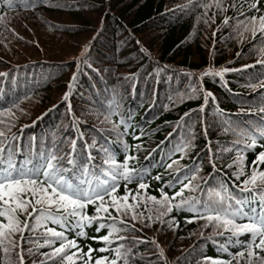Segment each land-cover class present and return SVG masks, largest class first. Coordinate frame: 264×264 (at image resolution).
Returning a JSON list of instances; mask_svg holds the SVG:
<instances>
[{"label": "trees", "instance_id": "1", "mask_svg": "<svg viewBox=\"0 0 264 264\" xmlns=\"http://www.w3.org/2000/svg\"><path fill=\"white\" fill-rule=\"evenodd\" d=\"M9 2L11 8L7 7ZM35 2L0 0L3 18L0 20V72L11 76V79H0V130L9 137L18 134V144L34 143L37 151L42 145L63 141L62 151L66 152L68 142L77 137L80 158L90 150L97 161L104 155L99 148L109 149L115 159L122 161L124 145H127L128 154L135 156L129 166L143 169L148 184L146 190H140L136 181L118 180L114 194L122 196L127 186L129 203L137 193L140 201L146 195L159 198L161 188L172 197L180 188L176 178L183 180V174L194 165L199 167L195 183L201 188L205 181L209 185L223 182L238 198L247 196L241 192V181L253 168L264 170V163H253L257 153L264 150V139L259 138L258 131L264 127L261 123L264 114L258 111L264 88L258 84L250 86L264 76V66L258 63L264 60V53L260 51L264 41L259 33L256 38L250 31L236 33L234 10L220 13L215 0H211L209 8L200 6L209 0H46V6L33 8L31 4ZM241 2L237 0L238 5ZM193 4L196 6L192 7ZM213 13H216L215 23L210 19ZM225 14L232 17V27L222 23ZM86 59L95 71L85 65ZM222 68L237 71L225 72L223 80L219 76L202 75ZM73 75L76 80L65 101L64 94ZM190 85L212 92L216 101L213 104L210 98L206 106L207 136L202 135L197 117L192 124L195 147L185 150L181 156L175 148L182 146L187 130L178 127V123L185 112L202 103V94L192 95L188 91ZM218 110H222V115H216ZM73 116L77 118L75 121ZM121 120L124 123H119ZM234 132L256 136L257 143L250 147V139L245 142ZM81 133L89 145L95 140L98 147L87 149L79 139ZM206 141L211 143V153ZM213 156L216 169L208 162ZM20 160L23 161L22 156ZM173 160L176 163L166 167ZM240 171L245 175L237 179L234 173ZM182 195L199 197L201 193L185 189ZM180 198L175 196L172 203ZM249 199L258 201L260 197ZM147 207L155 217L159 206L149 202ZM109 211L116 215L111 208ZM84 212L93 216L95 205H87ZM193 215L186 209L173 207L164 220L174 217L176 227L159 222L141 227L136 222L139 231L118 230L110 235L112 243L105 244L91 239L105 235L107 224L111 223L101 213L105 227L97 232L93 222L84 229L86 237L77 239L82 247L94 249L90 254L92 259L98 256L111 259V251L96 249H113L122 243L117 239L121 236L128 240L141 237L142 242L138 244L124 243L125 248L136 252L135 260L129 264H204L203 256L227 260L228 252L238 250V246L225 243L227 233L218 236L211 224L203 227L204 220L188 222L185 219ZM121 219L132 223L130 216L118 217V229L122 227ZM46 226L58 228L50 222ZM42 233L43 226L33 238L41 237ZM66 235L72 238L75 232L69 231ZM153 239L163 248L166 260L157 258L158 250L150 243ZM240 239L247 240L248 234ZM221 244L228 252L220 250ZM24 247L34 248L26 264L42 259L39 253L48 251L42 239L38 246L25 244ZM118 264L123 262L118 260Z\"/></svg>", "mask_w": 264, "mask_h": 264}, {"label": "snow or ice", "instance_id": "2", "mask_svg": "<svg viewBox=\"0 0 264 264\" xmlns=\"http://www.w3.org/2000/svg\"><path fill=\"white\" fill-rule=\"evenodd\" d=\"M31 6L33 8L46 6V0H36ZM195 6V4L192 5V7ZM200 6L209 8L212 6L211 0ZM7 7L11 8L12 4L9 2ZM25 7H28V4ZM215 7L220 13H226L229 9L234 10L235 28L238 35L244 30L250 31L252 37L256 38L259 33L260 39L264 41V0H242L239 5L237 0H230L229 3H224V0H215ZM215 15L216 13H213V18H210L213 23H215ZM2 19L0 17V20ZM231 19L232 17L225 14L222 23L232 27ZM205 22L207 23V20ZM260 51L264 53V47ZM84 63L89 69L95 71L87 59ZM258 63L264 66V60ZM229 71L237 70L222 68L218 71H207L202 75L219 76L223 80V74ZM5 78L11 79L10 73L0 72V79ZM194 79L199 81V78ZM75 80L76 76L73 75L72 82L67 86L68 91L64 94L65 101L69 99ZM257 84L264 88V76L259 77L256 84L250 86L256 87ZM188 91L192 95L202 94V103L191 112H185L178 123V127L187 130L182 146L175 148L181 156L184 155L185 150L195 147L192 124L197 117L200 118L202 135L207 136L206 106L210 98L213 104L216 101L214 94L202 86L190 85ZM68 109L71 112L70 104ZM258 111L264 114V99L261 100ZM216 115H222V110H218ZM76 119L73 116V120ZM119 123H124V121L121 120ZM261 123H264V120ZM258 131L259 138L264 139V127ZM234 134L244 139L245 142L250 139V147L257 143V137L247 132H234ZM17 136L18 134H12L9 137L4 130H0V264H26V258L33 255L34 248H26L24 245L38 246L41 239L43 244L48 246V251L40 252L39 256L42 259L31 260L29 264H118V260L123 264H129V261L135 260L136 252L125 248L124 243L138 244L142 242L141 237L133 236L128 240L121 236L117 239L122 243L113 249L106 247L96 249L100 252L111 251L113 253L111 259L99 256L92 259L90 254L94 249L91 246L82 247L77 237H86L84 229L91 226L93 222L96 224L97 232L104 228L105 223L102 222L104 217L101 213L105 214L111 223L107 224L105 235L94 236L91 239L103 241L105 244L112 243L110 235L118 230L139 231L136 228V222H139L141 227L150 226L155 222L162 225L167 223L169 227H176L173 222L174 217H170L167 222L164 220V217L173 211V207L176 210L186 209L193 213V216L185 218L188 222L201 219L205 221L203 227L211 224L216 235L224 236L227 233L225 243L238 246L237 251L228 252V248L221 244L220 250L228 252L229 259L203 256L201 259L204 264H264V170L253 168L247 175L243 171L234 173L237 179L240 175H245V179L241 181L243 185L241 192L247 193V196L243 199L231 193L223 182L218 185H209L205 181L204 187L201 188L199 183H195L199 167L194 165L183 174V180L180 177L176 178L180 183V188L172 197H169L161 188L159 198L146 195L143 201H140L137 199L139 195L137 193L132 196L133 202L129 203L130 190L127 186L122 196L114 194L118 187L117 181L121 179L126 183L136 181V187L140 190H146L148 184L143 169L129 166V161H134L135 156L128 154L127 145H124L125 154L122 161L115 159L107 148H99L104 155L100 161H97L96 156L90 150L85 152L83 158H80L76 149L77 137H73L68 142L69 150L64 152L62 151L63 141L59 144L52 143L50 146L42 145L37 151L32 142L28 145L16 143ZM135 138L134 135L133 139ZM79 139L87 149L98 147L95 140L89 145L84 140L83 133L80 134ZM135 147L139 150V145ZM206 148L211 153L210 141H206ZM21 156L23 161L20 160ZM208 162L213 169H216L217 161L214 156L210 157ZM256 162L264 163V150L257 153L253 163L256 164ZM175 163L176 161L173 160L166 167L171 168ZM159 178V176L156 177L157 180ZM185 189L191 193L199 191L201 196L183 197L182 193ZM175 196L181 198L173 204ZM256 196L260 197L258 201L249 199V197ZM149 202L159 206L156 208L155 217L152 215V209L147 207ZM89 204L95 205L93 216H88L84 212ZM110 208L116 213L115 216L109 211ZM138 208L140 211H136ZM122 216H130L132 223L129 224L121 219L119 224L122 227L118 229L117 218ZM49 222L58 228L46 226ZM42 226V236L33 238L36 230ZM69 231L75 232L72 238L66 235ZM243 234H248L247 240L240 239ZM150 243L154 244L158 250L157 258L166 260L163 248L154 239Z\"/></svg>", "mask_w": 264, "mask_h": 264}]
</instances>
